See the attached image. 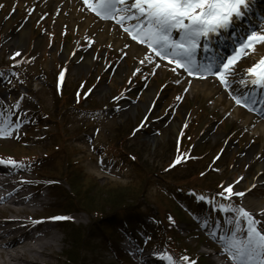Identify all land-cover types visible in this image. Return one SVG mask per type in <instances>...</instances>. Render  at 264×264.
Instances as JSON below:
<instances>
[{
	"label": "rangeland",
	"instance_id": "rangeland-1",
	"mask_svg": "<svg viewBox=\"0 0 264 264\" xmlns=\"http://www.w3.org/2000/svg\"><path fill=\"white\" fill-rule=\"evenodd\" d=\"M0 4L4 5L0 9V73H3L0 75V123L5 121L11 123L14 133L10 137H0V146L16 143L36 152L39 158L33 163L22 164L21 169L34 178L33 184L41 182L46 185L50 182L46 179L42 182L34 169H52L44 171L53 177L51 179L60 180L61 186L55 193H62L65 198L67 197L64 206L68 205L71 199L62 181L65 174V169H62L64 157L58 153L59 151L51 156L46 155L47 151L58 147L60 149V145L69 150L71 154L68 156L69 160L78 161L77 166L82 167L83 174L93 177L87 181L79 178L83 182L76 184L75 187V193L86 210L89 211L90 207L99 211L109 208L106 205L111 203V199L108 198L113 186L111 184H114L115 188L116 207L143 204V209H150L148 214L145 213L140 218L150 227L144 231H136L134 228L125 231L121 222L105 221V227L100 228L102 224H99L97 229L91 232L92 219L89 212L74 213L71 216L74 218L72 219L74 224L62 230L58 228L57 234L62 242L60 246L55 247L58 257L52 259L51 264H120L118 258L125 255L128 247L140 250L142 254H153L152 250H158L157 253L162 254L163 245L154 236L157 228L152 227V224L157 222L154 217L157 212L155 203L162 202L161 192L170 194L173 192L171 189L174 183H179L210 188L216 195L217 191L211 186L217 185L220 181L222 186L234 184L236 190L244 191L245 186L241 178L247 175L255 178L264 175V170L256 173L252 168L254 162L264 160V136L254 132L236 116L257 114L250 106L246 108L242 104H237L231 92H228V100L232 103V109L238 110L235 113L233 110L224 111L215 99L203 96L202 92L196 94L189 87L190 80H210L209 82H213L214 85L217 84L221 92L227 93L218 78L214 77L216 79L214 80L190 77L181 69L174 72L172 70L174 66L167 64L165 60L154 56L149 60L145 54L133 53L130 47H125L126 43L134 44L137 48L141 46L132 42L122 29L118 34V26L114 21L110 24L116 28L117 39L124 41L119 46L108 42L104 37L96 39V33H92L91 36L84 35L80 30V22L75 17H71L67 27L62 28L61 24L56 22L54 13L49 10L38 13L28 0H0ZM260 5L253 2L248 12H251L250 14L256 12ZM259 12L260 17L253 20L259 25L248 30L239 44L229 49L234 48L235 52L251 31L264 30V9L260 8ZM12 14L16 16L7 25L5 20ZM23 20L30 21L28 34L21 42L23 48H20L19 44L13 47L5 43L4 40L12 35L15 27ZM99 33L101 34V31ZM52 36H61L64 41L69 39V48L67 49L66 42L60 44ZM88 50L92 53V57L87 56L90 62L81 65ZM17 52L20 53L19 56L15 55ZM251 54L255 60L258 59L260 55H264V46L258 45L257 50ZM141 60H144V63H141ZM243 60L242 58L239 64ZM117 67L122 70L119 71ZM61 70L65 71L63 82L58 79ZM38 78L43 83L35 90L33 85ZM95 79L97 81L93 85ZM126 82L128 86L124 89ZM161 83L164 85L163 88H158ZM104 88L106 92L103 93L100 90ZM89 89L92 90L90 93ZM77 93L83 95V101L74 105ZM172 96L174 98L170 99ZM62 97L63 106L59 107ZM125 102L133 104L135 111L123 117L122 105ZM4 110H7L8 114H4ZM27 110L31 113V118L37 120L39 127L31 130L29 138L25 139L23 134L28 131V124L32 121L20 117L18 113ZM144 115H147V120L135 130ZM261 118L264 121V115ZM195 125L199 127L201 133L195 142V149L189 154L199 155L202 159L173 164L170 170L160 173L172 159L178 135L185 127L194 131ZM150 132L152 140L148 139ZM125 135L127 140L123 145L126 153L134 154L137 163H131L124 153L111 156L108 151L109 147L120 144L123 139H120L121 136ZM192 135L193 133H188V137ZM238 143L242 144V150L234 157ZM249 148H255L251 157L246 153ZM217 153L220 157L215 159ZM56 164H60L61 168L56 169ZM206 165L210 167L211 177L195 180L193 173ZM18 168L20 167L17 165L12 166L14 171ZM235 171L239 174L236 179L232 174ZM67 176L70 178V175ZM236 181L239 183H234ZM45 192L46 190H43L42 193ZM257 197L258 194L255 192L247 191L243 198L232 197L229 204L239 205L248 198L252 201ZM55 201L58 206L60 198H56ZM182 206L188 211L191 220L185 218L187 223H178L179 234L191 232L195 235L192 237L193 242L203 238L200 234H204L213 243L221 244L222 241L225 244L220 237L230 235L226 231L232 226L227 223L230 218L229 212L221 211L213 202L203 203L194 209L186 204ZM247 207L251 208L250 203ZM71 208L69 206V210ZM256 216L264 220L260 213ZM214 223L218 225L216 231L213 229ZM106 224L111 225L113 232L124 243L118 245L113 235L108 240L106 234L111 230ZM87 231L90 232V237H87ZM164 232L166 229H163ZM196 233H200L198 234L200 236L197 237ZM199 252L203 253L201 256H206L205 263L211 264L208 255L212 257L214 255L207 254V248L203 247ZM128 253L131 257L129 259L134 264H139L138 259L131 252ZM160 264L169 263L162 261Z\"/></svg>",
	"mask_w": 264,
	"mask_h": 264
},
{
	"label": "snow or ice",
	"instance_id": "snow-or-ice-1",
	"mask_svg": "<svg viewBox=\"0 0 264 264\" xmlns=\"http://www.w3.org/2000/svg\"><path fill=\"white\" fill-rule=\"evenodd\" d=\"M253 2L254 0H84L96 17L114 21L118 26V34L122 29L132 42L141 46L139 52L145 54L147 59L151 60L154 56L165 60L174 66L172 68L174 72L181 69L190 77L207 79L208 75H212L225 87L229 85V77H234L239 69L242 56L255 52L258 45L264 46V30L251 31L239 49L223 60L200 64L196 52L201 48L204 38L228 29L234 20L246 14V10ZM3 7L4 5L0 4V9ZM177 32L178 39L174 38ZM125 47H131V44L126 43ZM208 47L207 43H203L204 49ZM15 55L19 56L20 53L17 52ZM141 63H144V60H141ZM246 75L252 85L264 88V55H260L252 62L246 70ZM58 79L60 82L64 81V70L60 71ZM240 83L244 84L246 81L242 79ZM91 91L89 89L88 93ZM79 95L80 93H77L78 97ZM233 99L246 108L249 106L238 97L234 96ZM12 129L11 123L7 121L0 123V137L12 136L14 134ZM181 159V156H177L173 164L179 163ZM222 187L223 191L218 195L226 196L227 199L233 196L245 197L249 191L248 189L237 191L234 184ZM199 199L206 198L201 196ZM219 209L230 213L227 223L232 225L226 230L230 235L220 237L225 242L224 251L228 257V264H264V220L257 218V209H249L243 204L220 205ZM259 213L264 217V207L259 208ZM51 219L74 218L54 216ZM167 259L169 264H196L187 256L177 259L167 256Z\"/></svg>",
	"mask_w": 264,
	"mask_h": 264
},
{
	"label": "bare ground",
	"instance_id": "bare-ground-1",
	"mask_svg": "<svg viewBox=\"0 0 264 264\" xmlns=\"http://www.w3.org/2000/svg\"><path fill=\"white\" fill-rule=\"evenodd\" d=\"M31 7L38 13L49 10L55 14V20L61 24L62 28L67 27V23L71 21V17L77 18L80 22V30L84 35L91 36L96 33V39L104 37L108 42L115 46L122 45V40L117 39V31L110 22L96 17L91 12L84 0H28ZM15 14L6 18L5 23L9 25ZM64 16V17H62ZM255 19V18H254ZM29 20L20 21L18 26L14 29L12 35L5 40V43L10 46L20 45L22 39L28 34ZM237 26L233 27L231 31L238 29L239 21L236 20ZM101 31V34L99 33ZM230 31V32H231ZM81 33V34H82ZM222 32L220 35L223 36ZM233 35V33L231 34ZM234 38L229 39L232 42ZM216 41V40H215ZM133 53L141 54L139 48L131 45ZM199 49H197V52ZM90 51H87L86 57L81 62V65H87L89 61ZM255 60L251 57L240 63L239 69L236 71L235 76L229 77V85L232 93L240 98L242 101L246 99L248 103L252 104V108L259 114L262 108H257L258 102L264 99L263 95L256 96V92L252 93L250 87H242L240 83L243 69V75L246 76V70L251 66ZM119 71L122 69L117 67ZM41 80L36 81V88L41 85ZM191 90L199 94L202 92L203 96H208L212 100L215 99L217 103L228 111L231 109V103L228 102L224 93H221L216 85L208 81H195L189 82ZM106 92L105 88L100 90ZM255 103H252V101ZM249 103V104H250ZM256 104V106H254ZM135 111L134 105H123V117ZM235 111H238L235 109ZM234 111V113H235ZM243 119V123L250 125L255 132L264 136V121H261L257 115H244L238 116ZM149 134L148 139L152 140ZM255 148H249L246 153L249 157L254 155ZM256 173L264 170V160L256 161L253 164ZM0 264H51L52 259H57L58 254L55 247L60 246L62 239L58 236V224L53 222L52 219L42 216L41 208L47 204L48 194H40L42 184L33 187L31 182L33 178L23 171H19L18 179L11 180L7 168L0 169ZM234 178H237L238 173H232ZM242 184L246 189L250 188L253 192L258 194V197L252 201L248 198L244 206L250 203L251 209H257L259 212L260 207H264V176L253 177L250 175L244 176ZM255 185V187H252ZM133 252V251H132ZM133 254L139 258L141 264H159V258L153 257L149 254H141L139 251H134ZM211 264H226L225 261L210 258Z\"/></svg>",
	"mask_w": 264,
	"mask_h": 264
},
{
	"label": "trees",
	"instance_id": "trees-1",
	"mask_svg": "<svg viewBox=\"0 0 264 264\" xmlns=\"http://www.w3.org/2000/svg\"><path fill=\"white\" fill-rule=\"evenodd\" d=\"M114 185L112 186V189L109 191V193H108V198H110L111 199V205H112V207H113V209H116V210H118L117 208H120V207H122L123 209L125 208V209H127V208H129L130 206H127V207H124V206H122V205H120L119 207H116V201H115V196H114Z\"/></svg>",
	"mask_w": 264,
	"mask_h": 264
}]
</instances>
